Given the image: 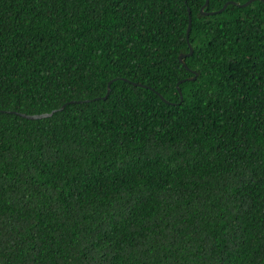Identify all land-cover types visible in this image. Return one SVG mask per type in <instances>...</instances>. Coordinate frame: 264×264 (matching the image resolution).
<instances>
[{
    "label": "trees",
    "instance_id": "obj_1",
    "mask_svg": "<svg viewBox=\"0 0 264 264\" xmlns=\"http://www.w3.org/2000/svg\"><path fill=\"white\" fill-rule=\"evenodd\" d=\"M248 1L0 0V264H264Z\"/></svg>",
    "mask_w": 264,
    "mask_h": 264
},
{
    "label": "water",
    "instance_id": "obj_2",
    "mask_svg": "<svg viewBox=\"0 0 264 264\" xmlns=\"http://www.w3.org/2000/svg\"><path fill=\"white\" fill-rule=\"evenodd\" d=\"M252 1H254V0H249L248 2H246L245 4H243L242 7H245V6L249 5ZM207 3H208V0H206V3H205V5H204V7L207 5ZM228 4H229V2H227V3L222 7V9H220V10L217 11V12H222V11L227 7ZM204 7H203V8H204ZM203 8H202V11H203ZM214 13H216V12H211V14H214ZM203 14L208 15L209 13H203ZM191 26H192L191 11H190V9L188 8V28H187V33H186V40H187V42H188V39H189V33H190V30H191ZM188 45H189V44H188ZM189 49H190L189 53H187V54H183V53H181V54L179 55V61H180V62H181L186 68H187V65H186V63H185V61H184V58H185L186 56H190V55H192V53H193V50H192V48H191L190 45H189ZM194 79H195V76L192 77V78H189L188 80H194ZM183 81H184V80H181V81L177 84V88H178V85H179L181 82H183ZM109 84H110V82H109ZM109 84H108V90H107V93H106V95L103 97V99H105V98L108 96V94H109V90H110ZM178 91H179L180 96H181V99H182V94H181V91L179 90V88H178ZM64 107H65V105H63V106L61 107L60 110H63ZM55 112H57V111L54 110V111H52L51 113L49 112V113H42V114H26V113H19V112H13V113L16 114V115H18V116H21V117L27 118V119L36 120V119H42V118L50 117V116H52Z\"/></svg>",
    "mask_w": 264,
    "mask_h": 264
}]
</instances>
